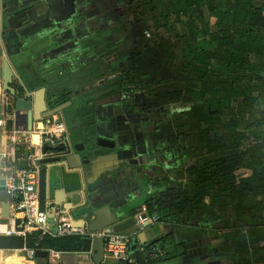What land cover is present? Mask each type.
<instances>
[{
	"label": "crops",
	"instance_id": "0c3cea01",
	"mask_svg": "<svg viewBox=\"0 0 264 264\" xmlns=\"http://www.w3.org/2000/svg\"><path fill=\"white\" fill-rule=\"evenodd\" d=\"M129 15L122 0H0V58L4 57L18 76L12 85L17 87L23 81L27 94L43 86L48 101L71 99L69 107L44 121L61 118L67 138L82 142L83 153L89 158L70 183L63 171L58 181L55 172L48 170L49 190L76 189L81 200L91 206L107 204L118 212L119 219L109 226L112 232L83 229V234L114 235L127 241L140 233L155 238L153 245L143 248L154 252L140 260L141 264H264V216L255 228L261 235L251 228L233 226L237 233L226 240L227 245L232 241V246L223 252L217 251L227 231L221 218L202 220L194 212L184 211L177 220L158 219L137 228L134 213L157 179L165 175L175 184L183 181V173L169 152H159L160 158L156 155L163 141L156 142L154 131L145 125L146 116L138 107L143 93L125 92L117 79L120 66L131 62L127 58L139 35L137 28L127 23ZM7 94L0 89V118L6 120L0 127V148L7 144V133L14 131L6 111ZM39 129L34 122L30 131H14L17 150L36 149L38 145L32 146L30 140ZM99 137L113 141V145H97ZM182 159L184 167L186 156ZM12 198L5 188L0 191V217L2 202L9 204ZM49 221L52 227L54 218ZM229 223L234 225L231 219ZM239 240L241 246L237 245ZM27 248L0 249V264L89 263V246L84 251L43 248L47 250L45 257H29Z\"/></svg>",
	"mask_w": 264,
	"mask_h": 264
},
{
	"label": "trees",
	"instance_id": "16d2710c",
	"mask_svg": "<svg viewBox=\"0 0 264 264\" xmlns=\"http://www.w3.org/2000/svg\"><path fill=\"white\" fill-rule=\"evenodd\" d=\"M122 1L134 17L129 26L143 22L149 33L136 36L131 62L120 66L122 90L156 98L159 121L150 122L168 125L160 118L168 110L179 139L187 138L176 157L187 159L183 181L160 176L142 204L158 219L184 211L223 219V252L233 226L258 234L264 216V0ZM83 243L86 250L83 235L25 237L31 248L76 251Z\"/></svg>",
	"mask_w": 264,
	"mask_h": 264
},
{
	"label": "water",
	"instance_id": "95a60500",
	"mask_svg": "<svg viewBox=\"0 0 264 264\" xmlns=\"http://www.w3.org/2000/svg\"><path fill=\"white\" fill-rule=\"evenodd\" d=\"M1 35V31H0ZM14 77L18 80V76L14 75L9 62L4 58H0V89L6 91L10 112L8 115L13 122V129L16 131H30L33 123L36 122L38 127L43 126L44 118L60 113L66 107L72 104L71 99H64L58 102L57 99L47 100L44 95V87L40 86L31 93H26L23 81L17 84V87L11 86ZM78 103L74 102L76 106ZM35 136V138H33ZM38 141V134L31 136V143L35 144ZM97 145L111 147L113 141L105 138H96ZM18 149V147H17ZM85 147L82 142H72L67 138L66 142L61 144H43L41 152H47L43 157L37 158V199L38 209L43 211L47 217L55 218L56 214H64L69 218L71 223L76 227H83L88 231H103L104 233L112 232L109 227L118 219V212L110 210L107 204L97 207L91 206L89 202L81 200L80 192L76 189H69L64 192L61 189L49 190L47 185L48 170L54 171L60 181L63 173L68 177V183L73 178L74 174L79 175L80 170L88 164V156L83 153ZM49 152V153H48ZM20 168L26 165L25 159L18 161ZM63 171V173H62ZM4 190L3 178L0 177V191ZM16 197V195H14ZM8 202H2V215L8 214ZM78 215L79 217H75ZM93 218L89 219V216ZM23 221L15 225L17 229L23 227ZM145 223L143 225L147 226ZM36 227L26 229L25 233H0V249H24L26 234L35 232ZM89 241V249L87 264H141L140 260H144L154 249L143 251L147 245H153L156 242L155 238H149L147 234L140 233L137 237L132 235L129 237L128 257L122 261H117L109 257L104 251V237L102 235L85 234ZM84 243L81 246V251H84ZM47 250L39 247H34L31 251V257H45Z\"/></svg>",
	"mask_w": 264,
	"mask_h": 264
},
{
	"label": "built area",
	"instance_id": "2783aa9c",
	"mask_svg": "<svg viewBox=\"0 0 264 264\" xmlns=\"http://www.w3.org/2000/svg\"><path fill=\"white\" fill-rule=\"evenodd\" d=\"M143 34L146 37L149 36V33L145 30H143ZM5 125L6 120L0 118V127ZM14 131L7 133V144L0 148V169L3 173L2 178L4 188L11 197L16 195V197L12 198L9 202L10 223L2 232H10L8 230L15 227V222L22 220L23 227L17 229L16 232L11 233H25L26 229L36 227L35 232L38 239H41L44 236L53 238L83 234L84 228L74 226L64 214H56L52 227H50V218L47 217L43 211L38 209V164L36 163V159L47 154V152H41L43 144L47 143L55 145L67 141L66 128L63 120L59 117H53L51 119H46V121L43 122V126L40 127L37 132V143L33 144L30 140L32 146L38 145L36 149L31 147L24 151H18L17 147L19 146H17V137L15 136ZM18 159L26 160L24 168H20L16 165ZM134 220L137 228L141 229L145 223L149 224L156 222L158 216L154 213H148L145 205L141 204L138 210L134 213ZM87 234L92 235L91 233ZM127 242V239L122 240L119 236L109 235L104 238V244L106 245L105 253L114 260L122 261L129 255ZM27 249L28 256L31 257V251L33 248L30 247Z\"/></svg>",
	"mask_w": 264,
	"mask_h": 264
},
{
	"label": "rangeland",
	"instance_id": "374dc122",
	"mask_svg": "<svg viewBox=\"0 0 264 264\" xmlns=\"http://www.w3.org/2000/svg\"><path fill=\"white\" fill-rule=\"evenodd\" d=\"M129 8H130V6H127V9H129ZM128 17L131 18V19H134L133 15H131V14ZM143 24H144L143 22H136V24L134 22V24H133L137 28V31L139 32V35H144L143 34V30L148 31L144 27ZM149 100H150L149 104H148L149 106H155L156 105V99H149ZM163 105L167 106V104H163ZM162 117H165V119L166 118L168 119V125H166V124L161 125L160 124L161 126L159 128H157V131H155L153 133L155 141L159 142V140H162L163 141V146H164V147L161 146V149L159 148L158 150H155L156 151V155H158L159 158H160L161 157V155H160L161 152L162 153L165 152V154H168V152H170V156H171L170 158H173V159L176 160L175 166H181L184 163L185 160L184 161H183V159L178 160V159H176V157H177L178 153L180 152V150L183 151V149L181 147L187 143V138L186 139H179V134L177 133L176 128H172V118L174 117L173 114H171L167 110V112L160 114V118H162ZM154 118H156V121H159V119H158L159 117H156V115H154ZM167 126L169 127V130L166 129ZM164 127H166V128H164ZM184 129H186V128H183V130ZM189 139H190V137H189ZM175 147H176V149H175ZM9 220H10V212H8L7 215H2L0 217V223L2 222V223H5L7 225ZM16 223H18V221H16L15 224ZM8 231L16 232L17 228L14 227L13 229L8 230ZM1 233H3V232H1Z\"/></svg>",
	"mask_w": 264,
	"mask_h": 264
},
{
	"label": "flooded vegetation",
	"instance_id": "af4514ba",
	"mask_svg": "<svg viewBox=\"0 0 264 264\" xmlns=\"http://www.w3.org/2000/svg\"><path fill=\"white\" fill-rule=\"evenodd\" d=\"M14 81L17 83V79L15 77L12 80V83ZM12 83H11V86L15 87L14 85H12ZM148 98L149 99H156V98H153V97H149L148 94H143L141 102L138 104V107L143 111V113L146 116L145 125L147 127L150 126V128H152V130L155 132V131H157V128H159V126H157L156 122H154V123L150 122V119H153V121H156V118H154V115H156V117H159V115H157V113H156V110L160 109L161 106L159 105L157 99H156V105L155 106H149L148 104H149L150 100L147 101Z\"/></svg>",
	"mask_w": 264,
	"mask_h": 264
},
{
	"label": "bare ground",
	"instance_id": "6f19581e",
	"mask_svg": "<svg viewBox=\"0 0 264 264\" xmlns=\"http://www.w3.org/2000/svg\"><path fill=\"white\" fill-rule=\"evenodd\" d=\"M3 225L7 228L6 224H0V232L5 230V227Z\"/></svg>",
	"mask_w": 264,
	"mask_h": 264
}]
</instances>
